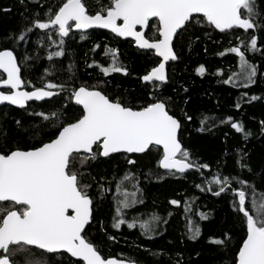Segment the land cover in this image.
Wrapping results in <instances>:
<instances>
[{"label":"trees","instance_id":"trees-1","mask_svg":"<svg viewBox=\"0 0 264 264\" xmlns=\"http://www.w3.org/2000/svg\"><path fill=\"white\" fill-rule=\"evenodd\" d=\"M58 3L59 0H39L38 5H29V11L25 12L18 0H0V50L8 47L17 57L23 88L34 90L47 83L66 85L65 91L53 89L58 95L43 102L30 103L24 109L0 106V133L6 130L7 147H31L36 140L47 139L44 133L50 131L52 122H55L52 113L64 119L63 113L67 108L69 114H74L72 109L76 106L69 99L73 87L82 84L95 86L114 98L119 96L126 101L138 98L137 104L146 101L153 91L152 85H146L141 78L158 64L154 53L141 51L131 41L121 40L108 32L71 30L63 38V47L60 45L61 37L54 29H33L27 33L25 41L7 39L9 35L18 36L25 27H30L36 13L41 19H46L44 13L48 7ZM84 3L89 13L95 14L102 6L106 7L109 0H84ZM260 6L264 8V0H260ZM4 8L12 11L5 14ZM146 31L151 37L152 30ZM81 34L85 36L84 40L80 39ZM253 34L257 36V51H249L246 47ZM237 46L245 52V59L257 68L256 83L248 88L240 86L243 81L233 76V73L242 71L240 58L227 50ZM106 49L117 50V61L127 68V75L110 73L105 76L100 71L97 65L107 67L113 62L112 54H106ZM61 50L63 56L49 60L50 53ZM175 51L179 59L168 63V82L161 85L157 94L171 97L174 101L172 113L181 120L179 139L191 153L190 159L197 164H207L209 168L170 175L159 168L162 151L156 148L139 156L113 154L110 158L91 162L80 169L84 173L83 182L92 185L89 191L94 201V220L87 229L88 235L105 258L136 261L137 264H231L234 252L238 251L246 235L243 216L233 206L234 203L238 205V198L234 197L232 189H239L238 180L242 179L255 185L256 198L264 193V132L261 131V122H264V29L248 30L247 33L238 28L220 32L207 25H198L190 27L182 39L175 40ZM90 64L93 66L88 67ZM201 65L206 71L198 75L196 69ZM229 76H233L235 83H223ZM0 78L4 79L2 74ZM253 95L261 99L252 101ZM237 103L241 105L239 109L235 107ZM41 112L50 120L45 121L36 115ZM187 116L192 119L188 120ZM228 117H232L233 122H242L252 135L245 140L242 134L231 128L230 123H221ZM16 121H21V125L18 126ZM34 131L37 132L35 140L32 137ZM0 145H5L2 138ZM238 150L248 153L245 162L251 165V173L236 163L242 154ZM128 159L137 163L129 165ZM77 167H80L78 162ZM129 172L134 178L122 181ZM217 174L230 177V189L220 196L213 195L219 189L210 183ZM117 181H122L129 193L136 191L133 185H137L140 189L137 196L143 200V203L124 209L123 218L128 222H151V216L156 214L162 221L167 220V224L160 222L156 225L160 234H153L148 239L141 235L139 225L133 229H129L127 224L121 225L120 229L112 227L116 201L123 199L117 193ZM101 185L105 190L103 194ZM196 185H201L204 190ZM253 198L249 189V208ZM173 199L180 204L171 205L169 201ZM186 205L188 212L185 211ZM198 213L206 215L207 219H201ZM187 219L201 228V235L196 240L188 239ZM108 236L115 239L109 240ZM213 238L226 239L227 247L211 244Z\"/></svg>","mask_w":264,"mask_h":264},{"label":"snow or ice","instance_id":"snow-or-ice-1","mask_svg":"<svg viewBox=\"0 0 264 264\" xmlns=\"http://www.w3.org/2000/svg\"><path fill=\"white\" fill-rule=\"evenodd\" d=\"M18 3L28 12V6L38 5L39 0H18ZM2 11L7 14L12 9L4 8ZM21 15L28 19L24 13ZM44 15L47 18L41 19L36 13L30 27H25L18 36L9 35L7 39L25 41L27 33L33 29H54L61 37L60 45L63 47V38L73 28L86 30L97 27L109 29L117 37H131L139 49L154 52L159 62L141 78L146 85L150 83L153 87L149 98L142 103H136L138 98L127 101L119 96L114 98L102 88L82 84L71 89L69 99L76 106L72 109L74 114H69L67 108L63 113L64 119L52 113L55 122H52L50 131L44 133L47 139H38L26 148L7 147V132L0 133V138L5 140V145H0V264H64L65 261L67 264H137L136 261L105 258L89 238L87 229L94 220V201L89 191L92 185L83 182L84 173L80 169L91 162H99L100 158H110L114 153L142 154L152 148L162 149L158 164L170 175L209 168L207 164H197L190 159L191 153L182 146L178 137L181 120L172 113L174 101L171 97L157 94L161 85L168 82L166 65L179 59L175 40L182 39L190 27L207 25L220 32L237 28L245 33L261 30L264 29V8H261L260 0H109L106 7L102 6L95 14H90L84 0H59L58 4L49 6ZM145 29L152 30L151 37ZM48 39H52L51 35ZM80 39L84 40L85 36L81 34ZM246 47L249 51L258 50L256 35L250 36ZM227 51L240 58L242 71L233 73L243 81L240 86L248 88L256 83L257 68L245 59V52L239 46ZM116 52V49H106V54H112V64L107 67L97 65L105 76L110 73L128 74L127 68L118 63ZM63 55L62 50L55 51L48 58L51 60ZM0 70L7 77L0 78V85L7 90V94L0 91V102L7 101L23 108L27 101H41L58 95L53 89L66 90L65 84L54 83L32 91L18 90L24 81L17 57L8 47L0 50ZM205 71L203 65L196 69L198 75ZM233 76L223 83H235ZM258 99L261 97L251 96L252 101ZM235 107L239 109L241 105L237 103ZM36 115L45 121L50 120L43 112ZM187 119L192 117L187 116ZM16 123L21 125V121ZM221 123H230L231 128L242 134L245 140L252 135L242 122H233L232 117ZM261 131L264 132V122H261ZM36 136L34 131V140ZM238 152L242 154L236 163L251 173V165L245 162L248 153ZM127 163L135 165L137 161L128 159ZM133 178L129 172L122 181ZM122 181H117L116 185L117 193L123 199L116 201L112 227L120 229L121 225L127 224L129 229H133L139 225L141 235L148 239L153 234H160L156 225L160 222L167 224V220L162 221L156 214L151 216V222H128L123 218L124 209L143 203V200L137 196L140 191L137 185H133L136 191L129 193ZM210 183L218 186L219 190L213 192L215 196L231 187L230 177L219 174L214 175ZM238 183L241 187L232 189L238 205L234 203L233 206L243 216L246 235L238 251L234 252L231 264H264V193L256 198L255 185L242 179ZM196 187L201 188V185ZM100 188L103 194V185ZM249 189L254 197L251 208L248 206ZM169 203L178 206L180 201L173 199ZM185 211H189L187 205ZM198 215L207 219L202 213ZM186 227L188 239L196 240L201 235L200 226L193 220L187 219ZM108 239L114 240L115 237L108 236ZM210 243L227 247L226 239L213 238Z\"/></svg>","mask_w":264,"mask_h":264},{"label":"water","instance_id":"water-1","mask_svg":"<svg viewBox=\"0 0 264 264\" xmlns=\"http://www.w3.org/2000/svg\"><path fill=\"white\" fill-rule=\"evenodd\" d=\"M120 21H118V23H119ZM74 32H88V31H91V30H101V31H105V32H108V33H110V34H112V35H114L115 37H117L114 33H112L109 29H101V28H97V27H92V28H89V29H86V30H76L75 28H73L72 29ZM145 31H146V29H145ZM117 38H119V39H121V40H129V41H131L132 43H133V46L135 47V48H137V49H139L137 46H136V44H135V41L131 38V37H117ZM139 50H141V51H145V50H142V49H139ZM154 53V52H153ZM155 55V54H154ZM158 60H159V58L158 57H156ZM168 65V64H167ZM167 65H166V72H167ZM0 74H2L3 75V77H4V79H6L7 77H6V74H4L3 72H2V70H0ZM150 84V83H149ZM18 90H21V91H32V90H26V89H24L23 88V86L21 87V89H18ZM0 91H6V94H7V90H6V88H5V86H2V85H0ZM52 98V97H51ZM50 98H45V99H43V100H41V101H35V100H32V101H27L26 103H25V106L23 107V108H21V107H19V106H17V105H12V104H10L9 102H7V101H5V102H0V106H10V107H13V108H16V109H24V108H26V106L28 105V104H30V103H34V102H43V101H46V100H49ZM74 103V102H73ZM180 130V129H179ZM178 137H179V132H178ZM161 151H162V149H161ZM114 154H126V153H114ZM144 153H142V154H126V155H137V156H139V155H143ZM113 155V154H112ZM161 159V158H160ZM159 165V164H158ZM159 168L161 169V170H163V171H165V172H168L166 169H163V168H161L160 166H159ZM190 170H192V169H190ZM173 171H175V170H173ZM187 171H189V170H187ZM186 171V172H187ZM176 173H179V172H176ZM179 174H181V173H179ZM116 259V258H115Z\"/></svg>","mask_w":264,"mask_h":264}]
</instances>
